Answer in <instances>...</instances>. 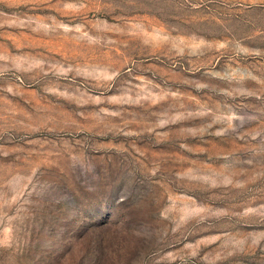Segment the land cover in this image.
I'll return each instance as SVG.
<instances>
[{"label":"rangeland","instance_id":"rangeland-1","mask_svg":"<svg viewBox=\"0 0 264 264\" xmlns=\"http://www.w3.org/2000/svg\"><path fill=\"white\" fill-rule=\"evenodd\" d=\"M0 264H264V0H0Z\"/></svg>","mask_w":264,"mask_h":264}]
</instances>
